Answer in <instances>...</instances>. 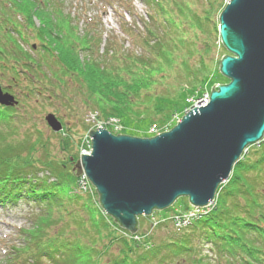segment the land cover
I'll return each instance as SVG.
<instances>
[{
	"label": "trees",
	"instance_id": "trees-1",
	"mask_svg": "<svg viewBox=\"0 0 264 264\" xmlns=\"http://www.w3.org/2000/svg\"><path fill=\"white\" fill-rule=\"evenodd\" d=\"M113 1L131 19L127 23L121 17L119 39L132 48L120 49L118 37L111 36L101 54L100 34L88 30L76 38L72 27L59 28L67 18L51 0H25L29 16L17 9L19 0L0 3V78H8L0 88L16 102L0 106V206L20 201L32 210L31 225L20 231L21 241L1 264H264V143L252 145L234 165L210 213L158 242L121 237L113 229L116 223L103 217L98 200L96 206L87 195L71 191L77 176L51 156L55 135L46 137L38 129L39 99L56 96L53 87H66L63 79L82 85L86 104L102 118L142 119L160 127L168 123L176 101L210 91L203 86L212 87L217 77L228 82L219 73L220 62L216 72L208 67L215 52L220 59L229 54L218 34L222 0H139L143 15L131 0H108ZM22 14L25 24L20 25ZM29 36L37 41L30 51L39 50L38 58L21 46ZM168 82L177 84L170 98L161 92ZM14 88L20 90L17 95ZM41 90L50 94L45 97ZM184 106L177 111L181 115ZM185 199L183 211L189 209ZM53 211L60 218L51 217Z\"/></svg>",
	"mask_w": 264,
	"mask_h": 264
},
{
	"label": "water",
	"instance_id": "water-1",
	"mask_svg": "<svg viewBox=\"0 0 264 264\" xmlns=\"http://www.w3.org/2000/svg\"><path fill=\"white\" fill-rule=\"evenodd\" d=\"M218 34L229 55L219 73L229 82L213 85L209 102L193 107L168 132L150 139L90 131L91 153L73 171L85 174L102 210L133 234L137 217L187 198L205 208L231 176L249 146L264 135V0H229L219 15ZM16 102L0 88V105ZM45 121L61 131L55 116Z\"/></svg>",
	"mask_w": 264,
	"mask_h": 264
},
{
	"label": "rangeland",
	"instance_id": "rangeland-1",
	"mask_svg": "<svg viewBox=\"0 0 264 264\" xmlns=\"http://www.w3.org/2000/svg\"><path fill=\"white\" fill-rule=\"evenodd\" d=\"M1 1H3V4H5L6 2V0H0V3ZM51 1L57 5L59 10H61L64 13L65 17L67 18L64 21H60L59 24L58 22H56L59 25V28L69 29L72 27L73 30H76L75 32L76 38H82L83 36L86 35V32L88 30H91L92 33L100 34L101 36V44L99 47L100 54L103 53L105 49V42L107 37H111V36L118 37L115 39L120 49L123 48L129 50L132 48L129 42L122 44L121 40L119 39V37H122L120 32V26L122 25V22L120 20L121 17H124L127 23L131 22V19L127 15L121 12L122 10L116 6V2L113 1L109 3L108 0H51ZM131 1L133 5L136 7L137 12L143 15L144 8L140 4L139 0H131ZM226 1L227 0H222L224 6L226 4ZM24 5H25V0H19L18 6L16 5V7L18 10L25 12L26 15L29 16L30 10L28 9L25 10L26 7L24 8ZM8 10H11V8L9 7ZM24 14L20 15L18 18L20 25L25 24L24 23L25 18L23 16ZM50 18L51 17L48 16L45 17V19H50ZM53 21L55 22L56 20L53 18ZM218 22H219V18H218ZM73 26H76L77 28H73ZM33 27L35 28L38 27L36 21L35 22L33 21ZM36 42L34 39H31L29 36L27 44L24 43L21 46L23 47L24 51L29 52L31 55H33V53L30 51V46L33 44L32 45L34 46L33 49H35L37 44ZM38 52L39 50L34 52V55L37 58L40 56ZM52 55L54 54L52 53ZM220 57H221L220 53L218 54L215 52L214 54L215 63L214 62L211 63V61H208L209 69H212L213 67L215 72L218 70L219 62L221 60ZM51 59L53 58L51 57ZM53 68H54L53 70L56 69V67ZM4 78L5 81L3 80V78H0V85L6 87L8 83L7 81L8 78L7 77ZM63 80H64L63 82L65 83L67 81L66 87L64 85H60L59 87L56 88L53 87L54 92H56L55 93L56 96L54 97L50 96L48 100L43 97L39 99L41 108L39 109L40 112L38 117L42 119V123L40 124L38 123V129L39 130L41 129L42 132L44 131L43 135L46 137L49 136V132L51 133V135L53 134L55 135L52 138H50V143H51L50 154L52 157L54 158L56 157L59 161L65 163L71 169L72 173L74 174L76 173L73 171V167L75 163L79 160L80 156L82 154L88 153L89 147H91L89 145V139L87 135L89 134L90 131L93 132L98 131L97 129L98 126L113 136L122 135L133 138L147 137L146 130L149 124L148 121L145 122L142 119L133 120L129 118H123L121 120L113 116L109 117L108 119L102 118L101 116H98V114L94 111V109L90 108L91 105L88 104L90 103V101L88 100V98L86 99V90H83L84 87L82 85H80L79 83L73 80L71 81L68 78ZM224 81L225 80L222 79L221 77H217V80L214 81V85H221L222 83H225ZM22 85H26V82L24 81ZM61 87L62 88L65 87V91H64L65 94L60 91ZM162 87H163V91L161 92L163 94H169V96L166 95V97L170 98L173 95H175L177 84L175 82H168L163 84ZM212 87L209 88V85L203 86V90H211ZM49 89L50 88H48V90ZM19 91H20L19 88H14L13 94L17 95ZM41 92L44 91L41 90ZM48 92L50 91L46 90L44 92L45 97L50 94ZM60 93H62L64 97ZM194 94H196V92ZM185 101L183 102H181L180 100L176 102L174 101L175 106L172 107L173 111L172 109H170L171 116L169 119L170 121L168 120L167 124H172L174 122H178L181 120L182 116L177 111L181 107L183 108L184 104H186ZM86 102L88 103L86 104ZM187 102H189V100H187ZM156 103L158 105V101H156ZM161 103H163V100L161 101ZM167 105L170 106V104ZM184 108L186 109L185 106ZM186 111L187 109L184 111V114L186 113ZM47 114L54 115L56 120L61 124L60 132H54L53 130L47 127V125L45 124V116ZM171 129L172 127H167L164 131L161 130L160 132L161 133L168 132ZM57 133L60 135L61 138H63V144L62 142L58 143L59 139L56 136ZM63 149L65 150L63 151ZM249 149L252 150L253 147H250ZM223 185H225V183L222 184V186ZM71 186H72L71 191L77 192L81 195H85V196L87 195L92 199V202L95 203L97 206L98 194L84 173H82L80 176H77L75 185L71 183ZM185 202H186L185 197L184 198L181 197L177 199L176 202L167 209H164L162 211H154L150 216H141L142 218L140 219V226L138 225V217H137L136 218L137 230L133 234H131L126 229L121 228L114 221V219L111 218L113 222L116 223L118 226L117 227L118 231L115 230V228L113 229L117 231V233L121 237H126L128 235L127 238L130 239L135 235L133 239L135 241H139L144 236L146 239L151 238L153 242L155 241L158 242L159 240L165 239L167 236H170L173 233L177 232L175 231V229L178 227L176 224L182 226V223L176 221L172 217L181 214V212L182 213L184 212L183 205ZM209 205L207 206L206 211L210 209L212 210L214 208L215 201L210 206ZM101 209L100 212L102 213L103 217L107 219L111 223V225H114V223H112V220L107 216V214L103 210L101 211ZM31 211L32 210L29 209V207H27L23 202L20 201L14 207L0 206V264L4 262V258L7 256L9 249H11L12 246H14V243H18L21 241V237L19 234H21L22 232L20 231L22 229H27L28 226L31 225L30 222ZM192 214L193 213L191 212L189 215L192 216ZM50 216L54 218L57 216L56 218L58 217L60 218V216L57 215L54 211L53 213H51ZM73 220L74 218H72L71 216L68 219V221H73ZM151 232H152V236H150Z\"/></svg>",
	"mask_w": 264,
	"mask_h": 264
},
{
	"label": "built area",
	"instance_id": "built-area-1",
	"mask_svg": "<svg viewBox=\"0 0 264 264\" xmlns=\"http://www.w3.org/2000/svg\"><path fill=\"white\" fill-rule=\"evenodd\" d=\"M208 98H209V96H208V94L207 93H204L199 99H197V100H190L193 104H194V106H204V105H206L207 104V102H208ZM206 103V104H205ZM165 130V129H164ZM163 130V131H164ZM160 129H158L157 128V126H155V125H153V126H151L150 128H149V131H148V133L149 134H151V135H159L160 134Z\"/></svg>",
	"mask_w": 264,
	"mask_h": 264
},
{
	"label": "bare ground",
	"instance_id": "bare-ground-1",
	"mask_svg": "<svg viewBox=\"0 0 264 264\" xmlns=\"http://www.w3.org/2000/svg\"><path fill=\"white\" fill-rule=\"evenodd\" d=\"M208 102H209V98H208ZM208 102H207V104H208ZM176 124H177V122H174V123L171 124V126H175Z\"/></svg>",
	"mask_w": 264,
	"mask_h": 264
}]
</instances>
